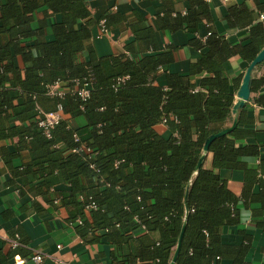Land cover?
<instances>
[{
  "label": "trees",
  "instance_id": "1",
  "mask_svg": "<svg viewBox=\"0 0 264 264\" xmlns=\"http://www.w3.org/2000/svg\"><path fill=\"white\" fill-rule=\"evenodd\" d=\"M41 9L59 20L49 26L35 23ZM226 17L248 26L249 41L231 44L212 31L204 41L191 39L195 49L206 50L189 64L188 74L166 72L163 87L153 81L159 68L173 61V48L157 50L154 29L140 14L128 24L133 41L124 52L97 56L90 42L98 21L87 0H0V142L14 146L12 151L1 147L0 157L11 173L9 184L19 196L30 193L64 207L66 223L83 243L105 238L113 246L109 264H169L183 224L174 264H219L222 259L249 264V235L240 245L221 240L222 228L239 222L238 198L216 171L242 170L244 198L257 173H264L260 165L239 160L259 154L258 145L235 143L249 132L239 126L240 113L230 133L210 142L212 168L198 165L205 141L230 116V85L237 87L240 80H229L223 63L232 56L249 63L264 46L261 23L252 21L244 5L230 7ZM102 18L108 29L124 17L106 13ZM203 20L210 21L207 2L190 0L186 14L166 12L156 26L194 33ZM83 52L87 59H80ZM201 73L198 82L192 81ZM54 83L63 96L48 93ZM261 85L264 75L253 80L251 91ZM76 86H86L89 96L82 100L72 93ZM58 107L69 118L83 117L85 124L72 128L62 117L47 137L37 124L39 111ZM163 119L167 138L154 128ZM15 159L19 166H13ZM58 184L68 189L55 190ZM29 205L35 212L44 210L35 199ZM8 239L18 245L0 253V264H10L15 255L31 259L18 229ZM41 264L57 263L44 259Z\"/></svg>",
  "mask_w": 264,
  "mask_h": 264
},
{
  "label": "crops",
  "instance_id": "2",
  "mask_svg": "<svg viewBox=\"0 0 264 264\" xmlns=\"http://www.w3.org/2000/svg\"><path fill=\"white\" fill-rule=\"evenodd\" d=\"M189 3L190 0H87L91 17L98 21L92 28L90 42L95 55L105 56L124 52V45L133 41V35L128 24L134 22L136 14H140L143 16L145 23L154 29L157 50L167 51L173 48V61L160 67L156 79L153 81V84L164 87L166 85V72L180 75L188 74L189 64L196 61L200 54L206 50V48L201 51L195 49L191 45V39L197 38L200 41H204L209 32L212 31L219 36L225 37L231 44H246L249 41L248 26L231 24L226 17L230 7L244 5L251 11L253 22H256L257 14L260 12L259 9H264V0H229L227 2L210 0L207 2L210 11V21L203 20L194 33H190L183 28L170 30L166 28L160 29L156 26V20L166 12H170L172 16H174V13L186 14ZM106 13H118L124 18L108 28L107 33L102 34L100 22L104 20L102 17ZM59 18L58 14H52L50 10L41 9L34 14L35 23L44 21L48 26L58 21ZM47 38H53L50 31L47 34ZM150 51L151 49L146 50V52ZM87 57L88 54L86 52L80 55V59H87ZM132 57H135V54ZM15 63L19 68L23 67L19 56L15 57ZM249 63L238 56H232L223 63L224 72L229 80L234 81L240 78L237 87H234L232 83L230 85L234 96L233 104L238 100L237 91ZM203 75L204 73L196 75L192 81L198 82ZM263 75L264 61L258 64L253 71L252 80ZM239 113L243 119L239 126L248 129L249 132L243 138L237 139L235 141L236 145L239 147L258 145L259 147L257 157L242 156L239 160L246 163L249 167L260 165V167L264 168L263 85L259 86L255 91L250 90L249 98L244 106L238 109L235 114L232 111L230 112L223 129L231 127L234 120L236 119L237 121ZM63 117L68 119L72 128H78L85 124L83 117L69 118L68 115H63ZM11 123L18 124L16 120H12ZM154 128L163 137L167 138L169 136L166 124L159 123ZM6 146H8L10 151L14 149L13 143L9 141L0 142V148ZM202 154L204 155L203 167L212 168V153H203L202 151ZM19 165L20 161L15 159L13 166ZM216 171L226 181L228 189L238 198L239 222L236 225H226L222 228V242L224 244L240 245L244 242V234L249 235L251 245L245 260L249 264H264V173H257V180L250 186L247 197L244 198L242 195L245 183L242 170L219 169ZM11 178L8 167L0 157V253L6 254L10 251L8 235L18 229L21 237L26 240V248L32 252V255L34 253L46 254L49 257L45 259H51L57 264L110 263V253L113 250V246L105 238L99 244L87 245L83 243L74 233L72 225L66 223L67 211L64 207L59 205L56 207L51 206L40 197L30 193L19 196L16 189L8 182ZM54 189L67 190L68 185L58 184ZM33 199L42 205L43 211L35 212L30 207L29 204ZM139 232H142V230L138 231L137 234ZM58 245L60 247H57ZM41 262L34 263L31 259L26 261L19 255H15L9 260L10 264H41ZM230 263V260L227 259H222L219 262V264Z\"/></svg>",
  "mask_w": 264,
  "mask_h": 264
},
{
  "label": "built area",
  "instance_id": "3",
  "mask_svg": "<svg viewBox=\"0 0 264 264\" xmlns=\"http://www.w3.org/2000/svg\"><path fill=\"white\" fill-rule=\"evenodd\" d=\"M204 1L209 2L210 0H204ZM220 1L227 2L229 0H220ZM256 22L261 23L264 32V12H258L256 17ZM100 27L102 34L108 32V29L105 27L104 20L100 22ZM71 92L77 94L82 100L86 99L89 96V89L86 86L83 87L76 86L71 90ZM48 93L50 95H57V96H63L65 94V92L59 87L57 83L48 86ZM39 113L41 115V118L39 119L37 124L43 130V133L48 137L50 129H52L54 125L59 121V119L63 117V113L60 107H58L56 111H52L48 113L39 111ZM161 123L166 124V120L163 119ZM75 140H77V138H75ZM9 243L12 248L18 245V242L14 239L9 240ZM57 247H60V245H58ZM47 257L49 256L43 253H34L33 256L31 257V260L34 263H39Z\"/></svg>",
  "mask_w": 264,
  "mask_h": 264
},
{
  "label": "water",
  "instance_id": "4",
  "mask_svg": "<svg viewBox=\"0 0 264 264\" xmlns=\"http://www.w3.org/2000/svg\"><path fill=\"white\" fill-rule=\"evenodd\" d=\"M264 61V47L256 54V56L253 58V60L249 63L243 77H242V81H241V84L239 86V89L237 91V98L238 100L233 104V107H232V113H236L238 109L242 108L245 104V102L248 100L249 98V94H250V90H251V85H252V75H253V71L255 70V68L257 67L258 64H260L261 62ZM236 119L234 120L233 124L231 127L229 128H226V129H223L222 131L216 133V134H212L211 136H209L207 138V140L205 141L204 143V146H203V153H206L208 152V146L210 144V142L212 140H214L216 137H219V136H222V135H226L228 133H230L233 128L235 127L236 125ZM203 154L201 155L200 157V160H199V164L200 165L203 161ZM184 228H185V224H183L182 228H181V231H180V234H179V237H178V240H177V245H176V248H175V252H174V255L170 261L169 264H174L175 262V259H176V255H177V252H178V249L180 247V244H181V240H182V236H183V232H184Z\"/></svg>",
  "mask_w": 264,
  "mask_h": 264
},
{
  "label": "bare ground",
  "instance_id": "5",
  "mask_svg": "<svg viewBox=\"0 0 264 264\" xmlns=\"http://www.w3.org/2000/svg\"><path fill=\"white\" fill-rule=\"evenodd\" d=\"M16 262H19V261H17V260H15Z\"/></svg>",
  "mask_w": 264,
  "mask_h": 264
}]
</instances>
